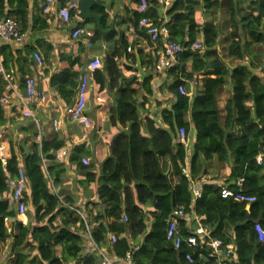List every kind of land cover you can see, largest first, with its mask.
Masks as SVG:
<instances>
[{
	"label": "trees",
	"instance_id": "obj_1",
	"mask_svg": "<svg viewBox=\"0 0 264 264\" xmlns=\"http://www.w3.org/2000/svg\"><path fill=\"white\" fill-rule=\"evenodd\" d=\"M245 2L252 8L245 9ZM146 4L143 12L132 10L121 23L132 19L138 27L141 19H149L159 26L163 21L159 16V3L146 0ZM199 10L209 14L202 23L195 18ZM92 12L101 17V28L108 29L109 14L105 7H94ZM217 14L224 17L223 23L217 19ZM0 16H11L22 34L46 28L45 19L38 15L29 17L26 0H0ZM165 16L169 39L184 50L168 70L173 75L168 91L174 101L160 111L162 126L153 116L141 119L146 97L151 92L150 77L142 82L124 81L117 87L116 97L107 112V126L117 128V132L107 143V154L98 166V174L91 165H82L81 159L90 157L83 145L74 147L69 157V165L76 171H84V180L76 181V188L84 190L94 186L96 191L100 210L83 213L91 239L111 258H122L130 252L133 264H214L204 258L205 250L193 252L185 246L174 250L166 239L169 214L176 207L191 203L189 183L181 172L190 154L188 168L192 178L206 173L208 163L214 159L219 164L230 165L224 186L238 191L235 182L241 178L239 191L255 198L250 204L224 199L220 196V187L205 184L194 205L199 223L208 228L211 237L233 244L239 264H264V239L260 242L254 230L255 224L264 230V0H172ZM85 23L93 24L94 30L92 20L77 22L75 27L85 29ZM223 26L228 40L226 56L248 61L252 49L259 46L263 52L254 54L256 63L252 59L249 66L241 64L230 70L226 67L216 50ZM93 32L90 43L102 39L98 32ZM198 38L202 39L203 52L190 49ZM104 41L115 44L112 57L115 61L122 51L127 52L132 47L124 31H112ZM10 44L0 46L1 65L6 69L9 63H15L23 84L26 77H31L30 66L34 63L29 56L34 48L25 45L15 50ZM150 51L141 66L155 62L154 49ZM137 54L141 56L142 51L138 50ZM59 57L67 66L52 75L49 84L63 105L69 107L73 104L82 66L79 55ZM188 63L189 72L185 66ZM257 68H260L259 74L253 72ZM112 72L116 80L121 77L115 66ZM194 73L202 77V91L190 99L180 94L178 87L185 83L182 79H190ZM226 78L231 89L221 121L217 93ZM137 83L145 91L141 101L132 87ZM253 108L257 120H254ZM2 111L0 107V125L6 122ZM186 114L190 115V122L184 120ZM190 126L195 131V139L193 145L189 141L185 149L176 141L177 130L183 127L188 134ZM20 130L27 132L28 137L17 138L15 142L8 140L5 165L0 162V244L11 241L12 264H99L93 246L86 241L83 221L72 210L83 212L77 206L79 197L66 190L70 166L54 156L65 145V139L52 134L37 142L38 133L31 123ZM258 156L263 157L261 163L257 162ZM19 167L26 180L23 199L27 208L17 217L14 204L7 196L6 181L15 177ZM86 190L83 197L87 206L93 204V195L90 197ZM186 222L175 220L176 231L181 236L189 233ZM110 236L115 237V242H111ZM137 238H142L141 242L134 246L132 242ZM86 243L92 249L85 251ZM185 253H193L192 262L184 259ZM199 253L203 255L201 258Z\"/></svg>",
	"mask_w": 264,
	"mask_h": 264
},
{
	"label": "crops",
	"instance_id": "obj_2",
	"mask_svg": "<svg viewBox=\"0 0 264 264\" xmlns=\"http://www.w3.org/2000/svg\"><path fill=\"white\" fill-rule=\"evenodd\" d=\"M26 1L29 6V17L38 15L40 18L45 19L46 28L42 31L27 32L24 34L21 44L0 42V46L4 44H10V46L15 50H20L25 45H30L32 48H34L33 52L29 56L34 63L33 66H30L31 77L34 79L36 89L45 93L46 102L42 104L30 105L36 120L39 121V126H37L30 119L20 118V109L15 105L14 98H10L9 100L11 105L2 108L3 111L1 116L6 122L3 125H0V144H3L6 149L8 140L15 142L17 138L28 137V133H22L20 129L27 127L29 123L36 127L38 136L40 135V140L41 137L47 139L52 136V134H57L59 137L65 139V145L56 151L61 155V157L57 158L56 160L64 162L67 167L70 166L67 171L66 190L69 193H75L78 195L79 198L77 206L83 211L82 213H86L87 211L93 214L100 210V206L97 204L98 201L95 194V188L94 186H90L89 189L86 188L87 190L84 188L86 192L89 191L90 197L93 195L91 197L93 204H88L86 206V199L83 197V187L80 189L81 187L76 188L75 185L76 181L84 180V171H76L73 165L68 164L69 157L74 147L83 145V147L90 153V157H85L88 160V165H91L94 172L98 174V166L105 159L107 154V143L110 141L112 135L117 132V128L107 126L108 109L111 107L114 98L116 97L117 87H120L124 81L132 79L142 82L148 76L150 77L149 88L151 92L146 97L147 101L145 102L141 111V119L144 120L146 116H153L157 123L162 126L160 111L162 108H168L174 101L173 96L168 91V86L173 81V75H171L168 70L177 62L171 67L159 71L155 70L154 68L155 62L151 66H141V62L144 61L145 58L144 56L149 52L151 53L150 49H153V47L150 48L146 44L145 38L134 32L133 25H135V23L132 21V19H129V22L126 24L121 23V19L126 18V16L129 17V12L135 10L136 4L138 2L137 0H118L113 2L112 0H98L105 7L106 13L109 14L107 21L109 28L103 30H109L113 25V31H124L125 38L129 42V45L132 44V47H129L131 48L130 51H122L120 53L121 55L119 59L116 61L112 58L115 44L106 43L104 41V38L107 35L102 37L100 41L90 43V46L87 47V38L84 35H79L76 38L71 36V32L73 30L72 28L75 27L76 23L84 21L77 17L73 18L70 24H64L53 13H42L43 0ZM156 1L159 3V16L163 19L161 24H165L168 20V18L165 16V11L169 7L172 0ZM244 8L247 10L251 9L252 5H250L248 2H245ZM200 13H202V16ZM195 18L199 23H202L209 18V14L199 10L196 12ZM220 23H223V20H220ZM92 27L93 24L91 23H85L84 25L85 30L94 31L92 30ZM136 28L138 30H142L138 27ZM222 29L223 33L218 38L216 50L229 70L241 64L249 66V60H254V54L257 55L263 52V49L259 46H257V48H253V54L248 56V61H240L235 57H227L226 46L228 44V40L225 38L226 32L224 30V26ZM195 41L201 43L202 39L198 38ZM138 50L142 51L141 56L137 54ZM199 51L203 52L204 48L202 47V49ZM34 52L38 53L41 57V66H37L34 62L32 57ZM62 54H72L73 57L79 55L82 66L81 73L87 75L85 108L83 110V115L90 122V126L88 128H85L83 125L72 122L68 119L64 113V109L66 107L63 105L61 99L57 95V92L53 90L49 84L50 77L58 73L61 68L67 66L65 62L60 60L59 56ZM22 55L23 53L21 52L20 57H22ZM132 56H134L135 59H132ZM94 58H98L100 60L101 66L96 69L97 73H86V64H88V62ZM253 62L256 63V60ZM1 63L2 57L0 56V95H9L10 86L22 91L23 87L18 67L15 65V63H9V68L5 69ZM137 63L140 64L141 70L144 74L142 78H140L138 71L133 68ZM112 64H114L116 67V72L121 75V77L117 80L115 79V76L112 72L114 68ZM185 66L186 71L189 72L190 64L188 63ZM76 67L78 66H74V68ZM259 69L260 68H257L253 72L259 74ZM108 71L109 75L111 74L110 77L108 76ZM2 74L8 75L9 83L4 81ZM182 80L185 82L182 85V88L185 90L186 95L190 99L201 93L202 77L199 73H194L190 79ZM132 87L137 91L138 101H141L143 96H145V91H143L139 83L133 85ZM230 89V81L228 78H226L225 85L217 93V106L220 110L221 121H223L225 117L224 105L229 98ZM74 100L75 96L73 103ZM52 120H57L58 122V129L56 131H54L52 128ZM184 120L186 122H190V115L186 114L184 116ZM18 121H22V123L18 124ZM187 136L192 146L195 139V131L193 130L192 126H190ZM36 140L38 142V137ZM56 152L54 154H56ZM190 157V154L186 156L188 165ZM262 159V156H258L257 162L261 163ZM229 172V164H219L213 159L208 163L206 174L216 175L215 183L218 185H223L225 184V178L228 176ZM185 226L190 228V231L194 228V222L187 221ZM141 239L142 238H137L132 242V244L134 246L138 245L141 242ZM10 242V240H7L5 243L0 244V264L13 263V255L10 252ZM84 247L85 251L86 249L90 248L88 243L84 244Z\"/></svg>",
	"mask_w": 264,
	"mask_h": 264
},
{
	"label": "built area",
	"instance_id": "obj_3",
	"mask_svg": "<svg viewBox=\"0 0 264 264\" xmlns=\"http://www.w3.org/2000/svg\"><path fill=\"white\" fill-rule=\"evenodd\" d=\"M78 1L79 0H43L42 13H53L64 24H70L73 18H77V14L79 12ZM146 6V0H139L135 10L137 12H143L146 9ZM138 28L142 29L149 35L150 41L153 44L155 70L159 71L169 68L177 62L178 55L184 50V47L169 39L168 32L164 24L156 26L149 19H141L138 23ZM79 35H84L87 38L86 46L89 47L93 31L74 27L71 32V36L76 38ZM23 38L24 34L21 33L18 24L11 16H0V42L21 44ZM190 49L201 50L202 45L201 43L194 41L190 45ZM129 51L130 48L127 49V52ZM32 57L37 66L42 65V60L38 53L34 52ZM100 66V60L98 58H94L86 65V73H92ZM2 75L4 81L9 83L8 75ZM86 82L87 75L82 74L77 86L74 103L71 106L66 107L64 109V113L70 121L76 122L83 125L85 128H88L90 126V122L83 115V110L85 108ZM22 87V91H19L10 86L9 95H0V107H8L11 105L9 99L14 98L15 105L20 109V118L30 119L37 126H39V121L36 120L30 105L45 103L46 95L43 91L36 89L35 82L32 77H26L23 81ZM178 91L180 94L186 95L185 90L181 86L178 87ZM52 128L54 131L58 129L57 120H52ZM176 141L179 142L185 149L189 146V138L183 127L178 128ZM38 142H40V135L38 136ZM5 154V146L0 144V162L2 165H5L6 162ZM54 155L56 159L61 157L59 152H56ZM81 163L83 165H88V160L86 158H82ZM43 166L45 167L44 163ZM188 166V161L185 159L184 164L181 167V172L187 178L189 183L191 203L188 206H178L169 214L167 219L166 239L170 241L174 250H179L182 246L192 249L193 252L196 251V249L205 250L207 252V256L204 258H206V260L211 259L214 264H239L234 246L230 243L224 244L221 240L210 236L208 228L199 223L198 216L194 211V205L201 197L202 186L205 184L220 187V196L224 199L231 198L237 202L250 204L254 202L255 198L253 196L244 195L239 191L243 183V179L241 178L237 179L235 182V186L238 191H233L227 186L215 183L216 175L214 174L204 173L196 178H192ZM25 184V175L21 167L18 168L15 177L8 178L6 181L8 196L14 204L17 217L22 216L27 208L23 199ZM72 210L82 219L85 228L86 241L93 246L96 255L99 257V264H133L130 252H127L122 258H111L105 249L96 246L91 239L89 227L86 224L83 213L77 209ZM178 219L193 221L196 226L189 231L187 236H181L176 231L175 220ZM254 230L257 234L258 240L260 242L263 241L264 230L259 226V224L254 225ZM110 240L111 242H115V237L110 236ZM192 255L193 253H185L184 259L187 262H192ZM198 255L200 257L203 256L201 253ZM203 264H207V262Z\"/></svg>",
	"mask_w": 264,
	"mask_h": 264
},
{
	"label": "water",
	"instance_id": "obj_4",
	"mask_svg": "<svg viewBox=\"0 0 264 264\" xmlns=\"http://www.w3.org/2000/svg\"><path fill=\"white\" fill-rule=\"evenodd\" d=\"M93 7H103V4L100 3L98 0H79L78 1L79 12L77 14V17L82 21H87V20L94 21L95 23L94 30L98 32L102 37H105L106 35L110 34V32L113 31V25L110 27L109 30H103L101 28V17L92 12ZM133 29H134V32H136L137 34L145 38L146 44L150 48L153 47V44L150 41V37L146 32L142 30H138L135 27V25H133ZM133 68H135L138 71L140 78H142L144 74L141 70L140 64L137 63L136 66H134ZM253 115H254V120H257L255 108H253Z\"/></svg>",
	"mask_w": 264,
	"mask_h": 264
},
{
	"label": "rangeland",
	"instance_id": "obj_5",
	"mask_svg": "<svg viewBox=\"0 0 264 264\" xmlns=\"http://www.w3.org/2000/svg\"><path fill=\"white\" fill-rule=\"evenodd\" d=\"M200 15L202 16V13H200ZM217 19L221 20V21L223 20V22H224V17L222 15H220V14H217ZM21 123H22V121H18V124H21ZM16 124H17V122H16Z\"/></svg>",
	"mask_w": 264,
	"mask_h": 264
}]
</instances>
